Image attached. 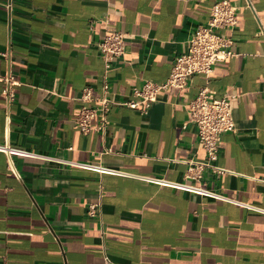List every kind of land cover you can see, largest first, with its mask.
Segmentation results:
<instances>
[{
    "label": "crops",
    "instance_id": "obj_1",
    "mask_svg": "<svg viewBox=\"0 0 264 264\" xmlns=\"http://www.w3.org/2000/svg\"><path fill=\"white\" fill-rule=\"evenodd\" d=\"M217 1L0 0V144L122 173L13 157L18 180L0 152V264H103L105 255L113 264H264V0H227L237 24L219 33L232 55L210 74L166 87L146 114L110 105L90 131L75 123L83 107L100 108L105 81L117 100H136L132 88L147 80L165 82ZM111 31L126 44L107 69L97 45ZM201 88L237 96L234 130L210 166L189 171L207 160L188 117ZM91 204L99 215H88Z\"/></svg>",
    "mask_w": 264,
    "mask_h": 264
},
{
    "label": "built area",
    "instance_id": "obj_2",
    "mask_svg": "<svg viewBox=\"0 0 264 264\" xmlns=\"http://www.w3.org/2000/svg\"><path fill=\"white\" fill-rule=\"evenodd\" d=\"M247 6L251 8L247 0ZM237 7L227 0H220L213 4L208 20L198 25L185 42V49L182 54L175 57L171 72L167 80L163 83H154L150 80L145 81L141 86L132 88V95L136 100L121 99L117 100L109 94L108 82L102 86V96L98 99L100 108L90 109L83 107L78 118L75 120L79 129L86 133L93 129L89 121L98 112H106L110 105L125 106L131 109H138L141 114H146L149 106L158 98V93L168 86L183 89L189 80L195 75H208L212 72V67L216 62L231 56V41L223 37L219 31L226 28H233L237 24ZM126 36L119 31H111L106 34L98 43L97 47L101 53L105 68H109L113 59L121 58L124 54ZM3 96L7 105L13 98L11 85L3 91ZM90 97L89 89L83 90L82 100ZM236 95L216 96L213 91L201 88L196 96L188 104L189 122L197 128V146L206 151L207 160L204 162H190L189 171L200 170L204 166H210L217 158L221 137L224 133L234 130L232 110ZM9 115L6 114L8 124ZM103 122H105L103 120ZM94 129H99L96 127ZM0 152L4 153L8 159V166L14 176L19 180L20 175L12 158L32 159V160H55L74 168H81L98 173L122 174L110 170L100 165L90 163H77L73 161H63L56 158L43 156L35 152L10 146L7 142L0 144ZM223 170L218 167L213 168V172L221 173ZM147 181L166 187L194 193L212 199H225L220 193L207 190L200 186L191 185L185 182H172L162 178L148 177ZM101 212L98 204L88 206V215L97 216ZM103 264H113L108 256L103 257Z\"/></svg>",
    "mask_w": 264,
    "mask_h": 264
}]
</instances>
